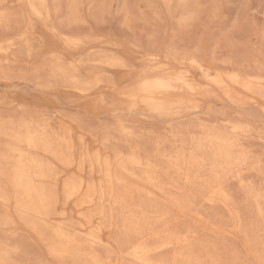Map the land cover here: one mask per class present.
<instances>
[{"label":"bare ground","instance_id":"1","mask_svg":"<svg viewBox=\"0 0 264 264\" xmlns=\"http://www.w3.org/2000/svg\"><path fill=\"white\" fill-rule=\"evenodd\" d=\"M60 1L0 7V75L25 66L77 108L0 102V264H23L12 226L45 249L32 264H264V29L250 56L222 39L228 69L174 36L133 44L140 66L71 29L82 0L55 25ZM172 1L186 30L202 0Z\"/></svg>","mask_w":264,"mask_h":264},{"label":"rangeland","instance_id":"2","mask_svg":"<svg viewBox=\"0 0 264 264\" xmlns=\"http://www.w3.org/2000/svg\"><path fill=\"white\" fill-rule=\"evenodd\" d=\"M61 1V4L59 3V7H61L60 10L58 7L57 11H55L53 14L56 15L58 14L56 12L60 11L55 17L56 19L53 18L54 16L52 15L53 22L56 23L55 25L64 23L65 17L67 15L65 14L67 13V0ZM82 1L84 2L82 3ZM82 1L80 3V12L77 21L74 23V25L72 24L71 29L89 35L92 34V31L93 33L94 31L97 32L94 33L96 34L95 37L99 35L97 40H92L91 42H88V44L92 43L100 46L102 45L104 47H111V45L108 44L98 43L102 41V39H104L103 42H114L115 45L117 44V46H122V49H118L125 52L123 54L127 59H130L133 63L140 66L145 63V60L140 55L142 49H147L145 47H149L151 44H168L171 40H175V37L177 40L179 38V40L185 42L188 46L190 45V47H193L191 45H196V43H199L202 45L203 49L206 50V52H211L214 50V54L217 58L216 66L219 68L221 67V69H228L229 66L222 62V60L228 55V51H226L227 48H223L225 47L223 42L225 44L226 41L229 40H231L230 42L233 44L235 42V45H237V47L235 46L237 54L242 52L241 54L245 55L246 51V55L250 56V54H254L252 47L254 48L260 45V39L257 37L264 29V0H202L199 6L197 20L193 22L192 25H189L186 30L179 29L181 32L177 30V23V29L174 26V23L177 21H171L173 20L174 16L176 18L175 14H177L173 12L175 9L174 0L172 1V3L174 2V5L170 3L172 5L169 7L165 6L166 3L161 2V0H96V2H93L94 0ZM103 2H105L106 5ZM97 5L99 6L97 7ZM21 6L25 8L24 12L26 14L28 11L26 4H19L17 0H0V7H4L7 11H20L19 9L22 8ZM103 6L107 7L105 8ZM126 7L130 8L131 12H129L132 15L128 12V8ZM166 7L169 9L170 7L173 8L167 10ZM100 9L105 10L100 11V13H102L99 14L98 12ZM168 14H170L171 17L173 16L172 19ZM125 15L129 16L128 18L126 16V19H129L130 21H128L130 23L125 22ZM130 16H133V19H130ZM157 17L159 19L162 17L161 19L164 21H160ZM174 20H177V18ZM20 23L22 24V22ZM173 34L177 35V37ZM93 35L91 36L94 37ZM227 37L228 40L226 39V41H222V39ZM133 44L138 45L142 49L133 47ZM129 46L132 47L130 48ZM247 49L252 51L249 52V55L247 54ZM115 50L117 51V48ZM261 50L263 54L264 48L261 47ZM262 54L261 58H264V54ZM137 58H140L141 60H137ZM24 67L13 69L10 76L0 75V102L5 103L6 105L4 107L9 108L7 113L12 115L15 113V117L19 116L21 104H26L30 108L34 110H40L44 113L50 112L58 115L61 113L73 115L77 112V108L71 105L69 102L73 98L71 94H67L66 96L63 94L57 97L52 93V87L37 88L34 83H32L33 79L29 75V72L28 75L26 74V76H23V73L25 72L24 70L26 68ZM201 83L203 82L201 81ZM109 96L111 95L109 94ZM87 101L88 99H83L82 102L85 103ZM100 118L104 119L105 117L101 116ZM161 124L162 123H157L158 128L161 127ZM255 144V146L261 148L260 144ZM5 231L7 232L2 234L3 237L7 236L6 238L9 237L7 240L14 243L16 242V244H18L20 247L22 246V252L18 254L17 259L19 261L21 260L23 264H32L36 259L35 257H42L43 253L44 256L47 255V253H45V249L39 246L40 244L38 240L28 232L22 230V232L17 231L15 226L6 228Z\"/></svg>","mask_w":264,"mask_h":264}]
</instances>
